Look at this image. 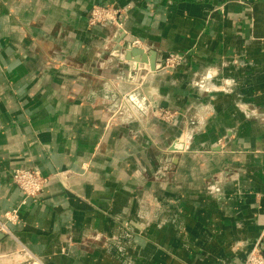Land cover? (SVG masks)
<instances>
[{"label": "crops", "instance_id": "0c3cea01", "mask_svg": "<svg viewBox=\"0 0 264 264\" xmlns=\"http://www.w3.org/2000/svg\"><path fill=\"white\" fill-rule=\"evenodd\" d=\"M122 37L184 60L144 73ZM18 168L50 177L39 200ZM17 207L0 264L264 254V0H0V218Z\"/></svg>", "mask_w": 264, "mask_h": 264}, {"label": "built area", "instance_id": "2783aa9c", "mask_svg": "<svg viewBox=\"0 0 264 264\" xmlns=\"http://www.w3.org/2000/svg\"><path fill=\"white\" fill-rule=\"evenodd\" d=\"M120 12L109 6H94L91 10L89 17V23L91 25H98L102 23H118ZM134 46L141 47L143 42L139 39H134L132 42ZM184 57L179 54H169L162 61L165 62V67H175L183 62ZM201 90H208L205 84L200 85ZM215 89H218L215 87ZM225 91H229L228 88H224ZM165 119L170 120L173 118L171 112L164 111ZM183 141L179 138L177 142ZM176 146V143H174ZM177 148V146H176ZM64 172H58V175H62ZM50 178L45 177L39 170L34 168H18L13 175V182L21 192L24 194V200L22 203H26L28 199L36 200L42 192L45 190L49 183ZM19 207L7 211L4 214V220L0 218V232H4L9 235H13L11 225H14L18 221ZM23 251L28 254L27 264H42L41 260L31 254L29 250L23 247ZM25 254V253H24ZM244 264H264V254L260 251L259 247H256L250 252Z\"/></svg>", "mask_w": 264, "mask_h": 264}, {"label": "water", "instance_id": "95a60500", "mask_svg": "<svg viewBox=\"0 0 264 264\" xmlns=\"http://www.w3.org/2000/svg\"><path fill=\"white\" fill-rule=\"evenodd\" d=\"M124 37H122L119 40V43L117 44L116 49L117 50H125V57L126 60H131L134 63L136 62H141V63H146L149 64V68L142 70L144 73L146 72V70H160V69H164L165 67V62H157L156 57L157 54L156 53H152V57H149L150 54L148 53V48H142V47H138V46H134L132 44V42L126 41L124 44H121L120 41L123 39ZM135 56H140V58H135ZM168 68V67H166ZM165 68V69H166ZM157 108V104L155 103L154 105H151L148 109V116L149 117H154V111ZM172 150L177 149L175 145L171 146Z\"/></svg>", "mask_w": 264, "mask_h": 264}, {"label": "bare ground", "instance_id": "6f19581e", "mask_svg": "<svg viewBox=\"0 0 264 264\" xmlns=\"http://www.w3.org/2000/svg\"><path fill=\"white\" fill-rule=\"evenodd\" d=\"M177 149H185V144L183 142L176 143Z\"/></svg>", "mask_w": 264, "mask_h": 264}, {"label": "rangeland", "instance_id": "374dc122", "mask_svg": "<svg viewBox=\"0 0 264 264\" xmlns=\"http://www.w3.org/2000/svg\"><path fill=\"white\" fill-rule=\"evenodd\" d=\"M164 114L165 113H161V116H164ZM34 169H36V168H34ZM37 170H39V169H37ZM40 171V170H39ZM41 172V171H40ZM42 173V172H41ZM43 174V173H42ZM44 175V174H43ZM45 177H47L46 175H44ZM49 177V176H48ZM50 178V177H49ZM17 186V185H16ZM18 187V186H17ZM39 198H40V196L36 199V200H39ZM2 220H4V218H1ZM18 220H19V215H18ZM18 222V221H17Z\"/></svg>", "mask_w": 264, "mask_h": 264}]
</instances>
